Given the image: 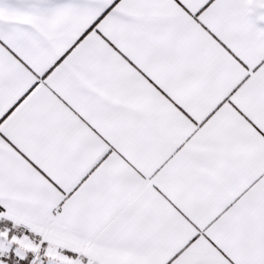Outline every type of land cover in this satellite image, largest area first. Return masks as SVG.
Segmentation results:
<instances>
[{
  "label": "snow or ice",
  "instance_id": "snow-or-ice-1",
  "mask_svg": "<svg viewBox=\"0 0 264 264\" xmlns=\"http://www.w3.org/2000/svg\"><path fill=\"white\" fill-rule=\"evenodd\" d=\"M0 264H264V0H0Z\"/></svg>",
  "mask_w": 264,
  "mask_h": 264
}]
</instances>
